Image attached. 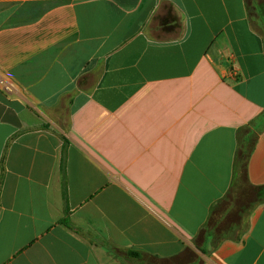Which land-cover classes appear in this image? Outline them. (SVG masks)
Returning a JSON list of instances; mask_svg holds the SVG:
<instances>
[{
	"label": "crops",
	"instance_id": "1",
	"mask_svg": "<svg viewBox=\"0 0 264 264\" xmlns=\"http://www.w3.org/2000/svg\"><path fill=\"white\" fill-rule=\"evenodd\" d=\"M242 149L264 0H0V264H264V202L203 233Z\"/></svg>",
	"mask_w": 264,
	"mask_h": 264
},
{
	"label": "trees",
	"instance_id": "2",
	"mask_svg": "<svg viewBox=\"0 0 264 264\" xmlns=\"http://www.w3.org/2000/svg\"><path fill=\"white\" fill-rule=\"evenodd\" d=\"M248 159L249 151L242 149L238 157L236 176L234 177L233 183L231 184V187L227 194L211 208L208 221L203 227V233H207L209 235L211 234L212 236H214L216 240L215 242H220L225 238H238L239 234H241L247 228H242L243 222L240 219L236 222L226 224L225 221L227 219L224 218L226 213H230L229 208L232 202L237 200H239L238 214L240 216L243 215V212L246 210V208L243 207V205H240V200L245 190H247L248 188H252L254 192L257 193L256 203L254 204V206L250 207L249 216L254 207L262 201L261 196H263L264 194V187L253 186L248 181ZM61 223L67 225V222H65L64 220L61 221ZM133 254L135 256L138 255L137 253ZM161 263H163L162 260Z\"/></svg>",
	"mask_w": 264,
	"mask_h": 264
},
{
	"label": "rangeland",
	"instance_id": "3",
	"mask_svg": "<svg viewBox=\"0 0 264 264\" xmlns=\"http://www.w3.org/2000/svg\"><path fill=\"white\" fill-rule=\"evenodd\" d=\"M261 197H262V201L259 202L258 204H261V203L264 202V194ZM256 199H257V193H255L252 188H248L247 190H245L243 195H242V198L240 200L241 201L240 205H243V207L246 208V210L243 212V215L240 216L238 214L239 200L234 201V202H232V204H231V206L229 208V211H230L231 214L229 213L230 214L229 215V214L226 213V215L224 217V218L227 219L225 221V223L227 224V223H231V222H236V221H238L240 219L243 222L242 228H246L248 226V224H249V218H250L249 209H250L251 206H254V204L256 203ZM255 207H254V209H255ZM253 210H252V212H253ZM252 212L250 213V215L252 214Z\"/></svg>",
	"mask_w": 264,
	"mask_h": 264
}]
</instances>
